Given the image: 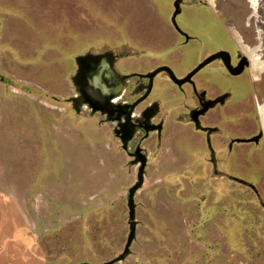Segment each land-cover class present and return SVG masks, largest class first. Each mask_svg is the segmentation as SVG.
I'll use <instances>...</instances> for the list:
<instances>
[{
	"label": "rangeland",
	"instance_id": "rangeland-1",
	"mask_svg": "<svg viewBox=\"0 0 264 264\" xmlns=\"http://www.w3.org/2000/svg\"><path fill=\"white\" fill-rule=\"evenodd\" d=\"M173 1L0 0V264H101L123 249L137 164L109 122L66 102L77 58L111 53L118 69L165 63L179 75L239 38L264 46V0H181L175 25ZM175 89L157 78L147 97L161 144H146L134 235L112 264H264V159L226 164L255 192L218 177L195 156L203 145L179 118L190 96Z\"/></svg>",
	"mask_w": 264,
	"mask_h": 264
},
{
	"label": "flooded vegetation",
	"instance_id": "flooded-vegetation-1",
	"mask_svg": "<svg viewBox=\"0 0 264 264\" xmlns=\"http://www.w3.org/2000/svg\"><path fill=\"white\" fill-rule=\"evenodd\" d=\"M175 31L184 43L193 40L183 31ZM234 42L232 48L217 46L204 51L179 75L165 63L145 71L118 69L116 56L111 53L79 57L69 76L73 92L66 102L71 108H79L77 113L86 110L90 115L100 116L98 120L109 122L110 130L120 144L121 139L130 135L123 150L129 155L139 148L146 164L149 152L146 144L151 141L158 148L164 129L158 102L147 99L156 79H164L180 92L186 89L191 104L179 118L180 122L190 125L195 144L203 145V152L195 156L208 163L214 161L217 170L222 172L218 177L228 178L255 192L245 180L228 174L225 168L229 162L237 164L243 160L258 162L264 159V46L249 45L241 38ZM219 50L226 52L220 58L208 61L180 85L173 83L165 70L157 72L150 81L146 76L154 68L165 65L175 77L181 78L205 57ZM238 69V73H232ZM243 150L249 154L243 155ZM136 156L140 157L138 152ZM144 172L145 165L142 175Z\"/></svg>",
	"mask_w": 264,
	"mask_h": 264
},
{
	"label": "water",
	"instance_id": "water-1",
	"mask_svg": "<svg viewBox=\"0 0 264 264\" xmlns=\"http://www.w3.org/2000/svg\"><path fill=\"white\" fill-rule=\"evenodd\" d=\"M181 0H174L173 1V11H172V24L175 25L174 21H173V16H175V14L179 11L178 7L180 4ZM176 29L177 27L174 26ZM226 51H216L213 54L205 57L203 60H201L192 70H190L189 72H187L183 77L181 78H177L173 75V73L171 72V70L168 68V66H158L156 68H154L153 70L149 71L146 76L149 78V81L151 80V78L159 71L161 70H165L170 78V80L175 83L176 85H180L186 81L189 80L190 76L200 67H202L204 64H206L208 61L214 59V58H220L222 53H225ZM238 70H232V73H238ZM150 86V85H149ZM143 97V96H142ZM139 98L138 100L142 99ZM70 99V98H69ZM71 100H73V98H71ZM74 110L76 112L79 111V108L73 106ZM130 136V135H129ZM127 136V138L129 137ZM126 138V139H127ZM126 139H121V148L125 149L126 145H125V140ZM138 152V154L140 155V157L136 156V153ZM129 155L132 156V163L137 164V168H136V178H135V182L130 185L127 188V194H126V206L128 209V220H127V224H128V233L126 236V240L123 246L122 251L115 256L114 258H111L110 260H107L101 264H112L113 262H117L120 261L121 259H123L128 251H129V244L133 238L134 235V226H135V220L133 219V212H134V201H133V195L134 192L136 191L137 188H139L143 182V169H144V165H145V156L142 152L139 151V148H136L132 153H130ZM211 164L214 167L215 166V162L211 160ZM245 182V181H243Z\"/></svg>",
	"mask_w": 264,
	"mask_h": 264
},
{
	"label": "bare ground",
	"instance_id": "bare-ground-1",
	"mask_svg": "<svg viewBox=\"0 0 264 264\" xmlns=\"http://www.w3.org/2000/svg\"><path fill=\"white\" fill-rule=\"evenodd\" d=\"M251 1H252V3L254 2V0H251ZM262 119H263V126H264V113H262Z\"/></svg>",
	"mask_w": 264,
	"mask_h": 264
}]
</instances>
